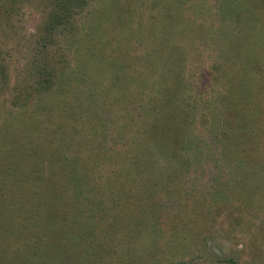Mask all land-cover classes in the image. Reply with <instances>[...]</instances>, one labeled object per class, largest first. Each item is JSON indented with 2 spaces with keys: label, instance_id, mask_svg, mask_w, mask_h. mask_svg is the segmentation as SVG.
Masks as SVG:
<instances>
[{
  "label": "rangeland",
  "instance_id": "rangeland-1",
  "mask_svg": "<svg viewBox=\"0 0 264 264\" xmlns=\"http://www.w3.org/2000/svg\"><path fill=\"white\" fill-rule=\"evenodd\" d=\"M56 3L0 0V264H264V0Z\"/></svg>",
  "mask_w": 264,
  "mask_h": 264
},
{
  "label": "trees",
  "instance_id": "trees-1",
  "mask_svg": "<svg viewBox=\"0 0 264 264\" xmlns=\"http://www.w3.org/2000/svg\"><path fill=\"white\" fill-rule=\"evenodd\" d=\"M70 0H55V2H57L56 4L58 5L59 3H63L65 4L66 2H69ZM128 2L130 5L131 4H134L135 3V7L136 8H129V7H124L125 11L129 14H131V12L134 10L136 11L137 10V7L139 5H143L144 7H147V6H159L162 8V13L164 14L163 16H161L159 14L158 17L155 16V19L158 21V22H163V21H168V22H172L174 25H176V23H178L179 21H181L183 18H181L182 16V9L185 8L186 6V2L187 0H123V2ZM138 3V5H137ZM55 5V4H54ZM68 5V4H67ZM166 6H168L169 8V12L168 14H166ZM55 7H57L55 5ZM68 7L70 8V6L68 5ZM170 8H174V11L176 13V15H173L172 14V9L170 10ZM65 10V9H64ZM107 11V12H105ZM101 10L102 13L99 14V18H101L102 21H105L106 20V17H109L108 20H112L114 19V16L115 15H119L118 14V10L115 8V7H109L107 10ZM63 16V15H62ZM64 17V16H63ZM185 18V17H184ZM97 24L95 25H98V24H101V22H96ZM121 23L122 25L125 23L123 20H121ZM169 25V24H168ZM99 26V25H98ZM96 29V26H92L91 27V31L95 30ZM109 29H113V25L110 26ZM108 30V29H107ZM104 32V30L102 29V33ZM111 32V31H110ZM83 35L84 36H87L86 38H89L88 35H89V26L87 25V27H83ZM90 40V42H89ZM88 40V43H89V47H91L92 45L95 44L94 41H91V39ZM103 43H106V44H103ZM102 46H104L105 48H108V49H111V47L109 46V43H108V40L106 42H101L100 43ZM160 47L161 49L163 50L162 54L164 55H169V51H166V46L165 44L161 43L160 44ZM136 59H134L135 61L138 60L137 57H135ZM109 63L112 61V60H107ZM118 68H121L122 67V63H118L116 64ZM69 181H70V178H69ZM70 184V186H75V184L73 182H68ZM84 198V197H83ZM84 205H87L86 202L84 200H82ZM68 204H69V198H68ZM104 206V205H103ZM36 210L37 208L35 206H33V208H31V210ZM88 209V207L86 208ZM32 210V212H34ZM30 213V210L28 209H25L24 207L22 206H19L18 207V212L16 210V213H17V217L15 219H17L19 222V228L20 227H24V229L26 230H16V234H15V237L17 239V241H21L22 239V243H23V252H30V254H33V255H37L38 253V250H36L35 248H38V246H42V243H43V240H44V237L42 236H32V235H27L29 232L27 230V226L29 225V228L32 227L36 221H38V218L36 216V214L34 213H30V214H27V213ZM40 215V214H39ZM37 218V219H36ZM27 222L28 224L24 225L23 223ZM90 224L89 222H85V225L83 226V228H81V231L80 233H77L80 235V238L77 240L78 242H81L83 243V245H85V247L83 248V250H91L90 248H92V246L94 245H98L100 242L97 238L96 235L94 236H90L88 233H91L90 230H86V226H89L90 228H92L91 225H88ZM15 232V231H14ZM111 239L112 237H110V241L111 242ZM62 240H60L61 242ZM46 245L48 244L47 242V239L45 241ZM126 244V245H125ZM124 245L127 246V243L124 241ZM110 245L106 246L108 252H110ZM22 250L20 252H22ZM88 256H91V252H87L86 253ZM22 256H25V254H23ZM27 256V255H26ZM22 260V259H20ZM19 260L17 262V264H19ZM29 264V263H27ZM31 264V263H30Z\"/></svg>",
  "mask_w": 264,
  "mask_h": 264
}]
</instances>
